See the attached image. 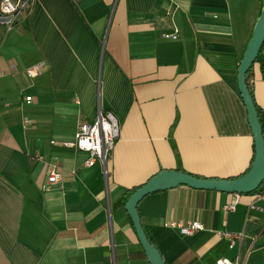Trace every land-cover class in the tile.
I'll return each instance as SVG.
<instances>
[{"label": "crops", "instance_id": "1", "mask_svg": "<svg viewBox=\"0 0 264 264\" xmlns=\"http://www.w3.org/2000/svg\"><path fill=\"white\" fill-rule=\"evenodd\" d=\"M263 3L35 0L12 29L0 24V264H150L126 190L164 169L244 174L254 142L237 70ZM174 29L176 40L164 36ZM36 64L40 73L27 77ZM247 84L264 114L260 62ZM98 110L119 121L105 171L62 144ZM50 171L60 180L47 186ZM233 199L179 185L145 196L137 210L165 264H264V201L241 194L224 210ZM172 221L203 229L183 235ZM222 231L241 237L229 247Z\"/></svg>", "mask_w": 264, "mask_h": 264}, {"label": "water", "instance_id": "2", "mask_svg": "<svg viewBox=\"0 0 264 264\" xmlns=\"http://www.w3.org/2000/svg\"><path fill=\"white\" fill-rule=\"evenodd\" d=\"M263 43L264 3L237 70V89L246 108L248 124L254 142V156L249 170L232 179H221L196 177L179 170L164 169L149 178L127 198L124 205L125 210L150 264H165V262L158 249L148 241L140 222L137 206L145 196L154 192L172 189L179 185L224 193L249 194L256 190L264 180V137L254 100L246 82V74L254 64Z\"/></svg>", "mask_w": 264, "mask_h": 264}, {"label": "built area", "instance_id": "3", "mask_svg": "<svg viewBox=\"0 0 264 264\" xmlns=\"http://www.w3.org/2000/svg\"><path fill=\"white\" fill-rule=\"evenodd\" d=\"M34 1L35 0H0V24L3 25L6 30L12 29L19 20L26 16ZM164 36L168 39L176 40L178 32L174 29L172 32L166 33ZM40 71L41 65L36 64L28 67L25 73L27 77L34 78L40 73ZM25 101L31 103L32 97H25ZM27 123H29L28 120L23 119V124ZM118 137L119 121L115 114L111 111L98 110L90 123H85L79 126L73 142L62 144L87 152L88 158L84 162V165L92 166L98 161L105 171L108 157L114 149ZM59 180L60 173L56 171L48 172L46 179L47 186L54 185ZM233 194V201L224 205V210L226 211L234 210L239 202L241 194ZM258 197L264 201V193L258 194ZM166 226L177 229L183 235H192L203 229V225L198 221H172L166 224ZM219 234L228 239L229 247H233L241 237V233H230L227 231H222ZM217 264H231V261L227 258H223L218 260ZM236 264L241 263L237 261Z\"/></svg>", "mask_w": 264, "mask_h": 264}, {"label": "trees", "instance_id": "4", "mask_svg": "<svg viewBox=\"0 0 264 264\" xmlns=\"http://www.w3.org/2000/svg\"><path fill=\"white\" fill-rule=\"evenodd\" d=\"M262 46H263V44H262ZM262 46H261V49H262ZM261 49H260V51H259V53L257 55V58H256L255 62H260L261 71H262V74H263V77H264V60H263L262 55H261ZM249 72H250V70L246 74V82H247V77H248ZM248 88H249V86H248ZM249 92H250V94L252 96L250 88H249ZM255 107H256V110H257V113H258L259 122H260V125H261V128H262V135L264 137V114L261 112V110L256 105H255ZM252 161H253V159H252ZM252 161L250 163V166L252 164ZM250 166L248 167L246 172L249 170ZM194 176H196V175H194ZM196 177H200V176H196ZM140 186H136V187H133L131 189L126 190L124 196L122 197V201L125 203L127 198L129 197V195L131 193H133ZM263 193H264V180L262 181V183L259 185V187L256 190L252 191L249 194H263Z\"/></svg>", "mask_w": 264, "mask_h": 264}, {"label": "rangeland", "instance_id": "5", "mask_svg": "<svg viewBox=\"0 0 264 264\" xmlns=\"http://www.w3.org/2000/svg\"><path fill=\"white\" fill-rule=\"evenodd\" d=\"M251 38V37H250ZM250 40V39H249Z\"/></svg>", "mask_w": 264, "mask_h": 264}]
</instances>
